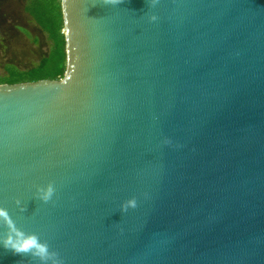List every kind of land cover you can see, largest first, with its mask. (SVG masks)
Segmentation results:
<instances>
[{
	"label": "water",
	"instance_id": "95a60500",
	"mask_svg": "<svg viewBox=\"0 0 264 264\" xmlns=\"http://www.w3.org/2000/svg\"><path fill=\"white\" fill-rule=\"evenodd\" d=\"M65 72L0 84V264H264V0H60Z\"/></svg>",
	"mask_w": 264,
	"mask_h": 264
},
{
	"label": "rangeland",
	"instance_id": "374dc122",
	"mask_svg": "<svg viewBox=\"0 0 264 264\" xmlns=\"http://www.w3.org/2000/svg\"><path fill=\"white\" fill-rule=\"evenodd\" d=\"M25 2L0 0V76L5 73V65L28 69L49 50L46 34L25 13Z\"/></svg>",
	"mask_w": 264,
	"mask_h": 264
},
{
	"label": "trees",
	"instance_id": "16d2710c",
	"mask_svg": "<svg viewBox=\"0 0 264 264\" xmlns=\"http://www.w3.org/2000/svg\"><path fill=\"white\" fill-rule=\"evenodd\" d=\"M24 11L46 34L50 42L49 50L28 69L20 70L13 65H5L0 84L61 79L65 72V51L60 0H26Z\"/></svg>",
	"mask_w": 264,
	"mask_h": 264
}]
</instances>
